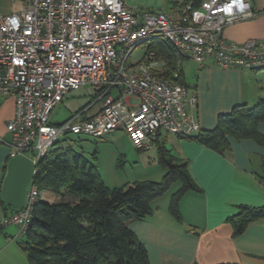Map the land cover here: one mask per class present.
<instances>
[{"label": "built area", "instance_id": "2783aa9c", "mask_svg": "<svg viewBox=\"0 0 264 264\" xmlns=\"http://www.w3.org/2000/svg\"><path fill=\"white\" fill-rule=\"evenodd\" d=\"M13 2L21 4L19 10L0 11V96L15 98L7 124L9 157L23 153L37 166L67 133L103 137L122 129L145 150L162 131L183 138L199 133L193 111L198 95L179 80L181 57L199 66L214 60L221 68L264 69V38L238 42L224 32L257 15L250 0L188 2L175 14L126 0ZM157 39L172 46L173 65L151 45ZM148 42L143 56L132 61L134 50ZM82 87L93 99L67 120L53 122L57 106ZM40 197L34 179L24 207L0 223L19 228L8 241L22 240Z\"/></svg>", "mask_w": 264, "mask_h": 264}, {"label": "crops", "instance_id": "0c3cea01", "mask_svg": "<svg viewBox=\"0 0 264 264\" xmlns=\"http://www.w3.org/2000/svg\"><path fill=\"white\" fill-rule=\"evenodd\" d=\"M126 1L138 8L165 11L170 2ZM250 1L257 15L227 25L224 30L227 38L238 42L264 38V0ZM171 7L172 13L179 9ZM214 63L212 60L206 66H199L195 60L181 57L179 80L197 92L198 104L193 111L200 121L201 131L214 129L220 115L230 112L237 104L254 106L264 97V76H259L255 70L221 68ZM92 99L91 96L90 101ZM14 114L15 98L0 96V223L12 211L3 206L1 188L12 138L7 124ZM259 130L264 135V123L259 125ZM169 134L173 133L162 131L154 146L157 144L159 149L162 145L176 157L185 159L201 189L183 195L180 201L182 221L170 213V201L160 210L157 198L153 202L156 207L153 214L130 222V228L146 246L151 264H264V217L249 223L239 235L233 234L228 220L239 212L242 204L264 205V144L254 138L229 136L230 146L219 152L196 139L173 134L176 145L168 148ZM13 225L0 227V264H8L9 254L12 257L16 252L17 246L7 240V236L15 235L19 229Z\"/></svg>", "mask_w": 264, "mask_h": 264}, {"label": "trees", "instance_id": "16d2710c", "mask_svg": "<svg viewBox=\"0 0 264 264\" xmlns=\"http://www.w3.org/2000/svg\"><path fill=\"white\" fill-rule=\"evenodd\" d=\"M201 1L172 0L171 3L172 8H176L188 2L198 5ZM151 45L160 57L174 64L173 49L168 41L157 39ZM261 123H264V97L254 106L237 104L230 112L220 115L214 129L188 138L219 152L230 146L229 136L254 138L264 144V135L259 130ZM60 142L57 139L37 166L35 183L41 192L54 195L56 200L38 199L26 239L18 242L26 251L29 264H151L146 246L129 224L153 214V202L176 181L181 185L171 196L169 211L182 221L180 201L183 195L201 189L188 162L161 145L159 161L166 168L161 180L110 187L101 178L96 153L90 158L85 151L75 150L69 144L60 145ZM3 206L12 211L17 209L5 203ZM263 217L264 205L242 204L239 212L228 220L233 234L239 235L249 223Z\"/></svg>", "mask_w": 264, "mask_h": 264}, {"label": "rangeland", "instance_id": "374dc122", "mask_svg": "<svg viewBox=\"0 0 264 264\" xmlns=\"http://www.w3.org/2000/svg\"><path fill=\"white\" fill-rule=\"evenodd\" d=\"M171 1L172 0L167 4L166 12L175 14L169 9L170 5H172ZM20 6L21 4L19 2H13V0H0V11L6 14L19 10ZM140 9L146 10L148 8L140 7ZM171 9L173 8L171 7ZM149 44L150 42L138 46L130 59L132 61L139 60L147 51V46ZM255 73H258V75L262 77L264 76V69H259ZM90 99L91 95L85 87L77 90L57 106L52 114L53 122L65 120L73 112L86 105ZM63 138H65V140H63ZM58 139L61 140L60 145H72L75 150L85 151L86 155L90 158H93V154L96 153L97 158H95V161L101 178L110 187H120L135 181H159L166 173V168L159 161L157 144L151 149H138L133 145L127 133L122 129L116 130L103 137L67 133L60 136ZM176 142V136L169 134L168 141L166 142L167 147H174ZM180 185L181 183L179 181L174 182L169 190L157 199L156 204L160 206V210L165 209L164 207L170 201L172 193L175 192ZM41 197L49 200H56L54 195L48 192L42 191ZM165 200H167L166 204L164 203ZM154 206L155 205H153V207ZM154 209H156V207H154ZM25 239L26 235L23 236V240ZM11 243L17 246V253L15 252L12 257L11 254H9L8 264H29L27 253L20 246V243H18L16 239L11 241Z\"/></svg>", "mask_w": 264, "mask_h": 264}, {"label": "water", "instance_id": "95a60500", "mask_svg": "<svg viewBox=\"0 0 264 264\" xmlns=\"http://www.w3.org/2000/svg\"><path fill=\"white\" fill-rule=\"evenodd\" d=\"M36 166L34 160L23 153L9 159L1 188L3 203L15 208L24 207L27 190L36 176Z\"/></svg>", "mask_w": 264, "mask_h": 264}]
</instances>
